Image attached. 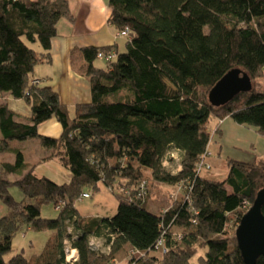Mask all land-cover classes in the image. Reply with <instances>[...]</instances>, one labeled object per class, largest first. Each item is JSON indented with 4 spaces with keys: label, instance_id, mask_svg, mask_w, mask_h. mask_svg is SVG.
I'll list each match as a JSON object with an SVG mask.
<instances>
[{
    "label": "trees",
    "instance_id": "1",
    "mask_svg": "<svg viewBox=\"0 0 264 264\" xmlns=\"http://www.w3.org/2000/svg\"><path fill=\"white\" fill-rule=\"evenodd\" d=\"M108 7L117 33L129 30L126 49H81L91 102L77 105L72 114L51 87L31 83L35 67L51 60L59 21H75L68 1L0 0V91L26 101L32 111L18 122L0 103V153L11 150L12 141L38 138L50 158L71 173L62 184L32 170L11 181L9 174L25 168L18 149L15 163L1 164L0 199L9 212L0 218V264H70L66 242L77 250L74 264H191L198 248L204 249L200 264H247L236 231L247 212L244 205L251 207L264 191V162L231 160L223 178L207 175L211 169L199 175L196 166L226 118L264 134V90L257 85L223 106L208 100L234 68L263 85L264 1L109 0ZM37 44L41 52L33 47ZM112 50L116 59L97 66L99 53ZM52 118L62 127L58 138L38 132ZM213 119L220 123L211 132ZM171 150L181 155L177 173L164 168ZM145 171L155 183L178 186V197L153 210ZM12 186L24 201L14 199ZM86 186L110 188L117 213L82 216L76 201ZM49 204L57 216L42 218L41 208ZM233 219L237 228L230 235ZM23 230L54 234L38 257L17 253L7 261L13 238ZM92 237L111 243L110 253L92 250ZM160 240L167 252L156 247ZM255 264H264V257Z\"/></svg>",
    "mask_w": 264,
    "mask_h": 264
},
{
    "label": "crops",
    "instance_id": "2",
    "mask_svg": "<svg viewBox=\"0 0 264 264\" xmlns=\"http://www.w3.org/2000/svg\"><path fill=\"white\" fill-rule=\"evenodd\" d=\"M67 1L75 21L72 22L68 19L59 21L57 36L52 40L49 51L51 60L35 67L31 82L38 80L40 86L51 87L58 93L61 102L73 114L77 105L91 102V84L89 77L85 74L86 62L81 49L90 46L109 47L117 45V51H124L126 40L117 37V30L109 23L111 13L108 7L109 0ZM33 47L38 52L42 51L38 44ZM96 64L99 67H105V63L101 59L97 60ZM0 103L8 106L18 122H25L31 117V106L22 99L13 98L9 93L0 91ZM38 132L42 136L58 138L62 133V127L55 118H52L40 125ZM32 139L12 141L11 150L0 153V171L2 163H15L14 149L23 153L25 168L20 173L9 174L8 178L11 181L20 179L31 170L35 173V170L42 164H48L55 160L50 158L51 151L43 147L42 144L35 149L27 148L29 152L27 154L23 144ZM35 150L36 153H33ZM180 169L181 166L176 171L178 172ZM177 172L174 171L173 173ZM152 199V208L156 210L161 201H156L153 196ZM53 234L54 232L51 231L49 237Z\"/></svg>",
    "mask_w": 264,
    "mask_h": 264
},
{
    "label": "rangeland",
    "instance_id": "3",
    "mask_svg": "<svg viewBox=\"0 0 264 264\" xmlns=\"http://www.w3.org/2000/svg\"><path fill=\"white\" fill-rule=\"evenodd\" d=\"M100 63L102 64V62ZM260 81L258 84L262 82ZM252 83L264 90V83L263 85H258L255 81ZM219 123L217 119H213L209 124V130L214 131ZM220 128L221 132L213 135L209 146L211 156L208 161L211 164V172L207 175L216 178L225 177L231 160L246 163L264 162V134L255 127L240 125L232 118H226L221 123ZM40 144L38 138H33L23 145L28 154L27 148L31 149L32 147L35 149ZM33 153H36V150ZM181 160V155L171 150L164 159V168L171 173L177 172L176 169L181 166ZM35 173L37 176H45L59 184L68 182L71 177L69 170L57 160L42 164L35 170ZM144 177L150 184L151 196L155 197L156 201L162 202L156 209L166 207L170 198L178 197L180 191L178 186L155 183L149 171L144 172ZM83 191L90 193L91 197L76 201V206L82 216L112 217L117 213L118 203L114 197V192L110 188L100 186L99 190H94L92 187L86 186ZM10 193L18 202L26 199L17 186H12ZM244 206L245 210L250 208L247 203ZM8 212V208L0 199V218L7 215ZM57 213L58 211L52 204L43 205L41 208L42 218L52 219L57 216ZM236 228V221L233 219L228 227L230 235L235 234ZM50 234L51 231L35 232L32 230H23L17 233L12 242L13 251L5 255V259L8 261L17 253H23L28 260L38 257L43 252ZM197 251L198 253L191 259V264H200L199 256L204 254V249L198 248Z\"/></svg>",
    "mask_w": 264,
    "mask_h": 264
},
{
    "label": "water",
    "instance_id": "4",
    "mask_svg": "<svg viewBox=\"0 0 264 264\" xmlns=\"http://www.w3.org/2000/svg\"><path fill=\"white\" fill-rule=\"evenodd\" d=\"M252 87L251 77L242 69L234 68L210 90L208 100L214 106H223L239 93L250 91ZM263 201L264 191L242 216L236 231L238 246L247 264H255L260 256L264 257Z\"/></svg>",
    "mask_w": 264,
    "mask_h": 264
},
{
    "label": "built area",
    "instance_id": "5",
    "mask_svg": "<svg viewBox=\"0 0 264 264\" xmlns=\"http://www.w3.org/2000/svg\"><path fill=\"white\" fill-rule=\"evenodd\" d=\"M128 35H129L128 29L117 33V37H122V38H128ZM116 56H117L116 52L112 50L110 52L99 53L98 58L101 59L102 61H105V62H111V61L116 59ZM31 83L34 85H38L40 82L38 80H33ZM210 156H211V152H210V150H208L206 153H204L200 157V160L198 161L197 166H196L197 173L199 175H201V174L205 173L207 170L211 169V164L208 161V158ZM140 190H141L142 194L146 193L147 186H146L145 182H143L140 185ZM86 198H90V195L87 193L82 195V199H86ZM66 244H67L66 245V260L68 263L74 264L76 262L77 256H78L77 250L71 248V246L69 245L68 242H66ZM89 246L92 250L99 252L101 254H105V255L109 254L111 251V243L108 244L107 241L105 239H102V238H95V237L90 238ZM156 247L159 249L160 248L162 249L163 248V241L160 240ZM163 252H167V250L163 248ZM131 254H134V251H131Z\"/></svg>",
    "mask_w": 264,
    "mask_h": 264
}]
</instances>
